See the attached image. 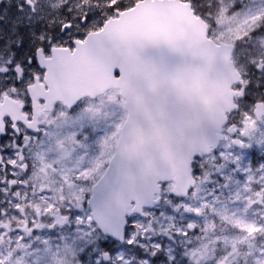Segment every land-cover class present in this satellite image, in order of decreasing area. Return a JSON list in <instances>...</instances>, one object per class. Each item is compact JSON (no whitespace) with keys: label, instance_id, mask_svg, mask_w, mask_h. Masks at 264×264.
<instances>
[{"label":"snow or ice","instance_id":"6c2138e0","mask_svg":"<svg viewBox=\"0 0 264 264\" xmlns=\"http://www.w3.org/2000/svg\"><path fill=\"white\" fill-rule=\"evenodd\" d=\"M0 264H264V0H0Z\"/></svg>","mask_w":264,"mask_h":264},{"label":"water","instance_id":"95a60500","mask_svg":"<svg viewBox=\"0 0 264 264\" xmlns=\"http://www.w3.org/2000/svg\"><path fill=\"white\" fill-rule=\"evenodd\" d=\"M227 72H228L227 67L222 64L220 68L217 70V72L215 73V78L218 80H223L226 77ZM126 194L129 196H134V195H137V191L134 187H129Z\"/></svg>","mask_w":264,"mask_h":264},{"label":"rangeland","instance_id":"374dc122","mask_svg":"<svg viewBox=\"0 0 264 264\" xmlns=\"http://www.w3.org/2000/svg\"><path fill=\"white\" fill-rule=\"evenodd\" d=\"M255 231V228L252 225H248V233L249 235L253 234Z\"/></svg>","mask_w":264,"mask_h":264},{"label":"flooded vegetation","instance_id":"af4514ba","mask_svg":"<svg viewBox=\"0 0 264 264\" xmlns=\"http://www.w3.org/2000/svg\"><path fill=\"white\" fill-rule=\"evenodd\" d=\"M44 186H46V185H44Z\"/></svg>","mask_w":264,"mask_h":264}]
</instances>
